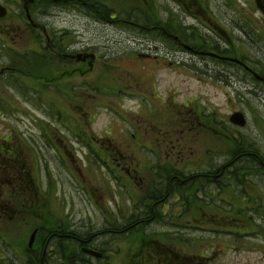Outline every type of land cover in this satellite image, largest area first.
Returning a JSON list of instances; mask_svg holds the SVG:
<instances>
[{"label":"rangeland","instance_id":"1","mask_svg":"<svg viewBox=\"0 0 264 264\" xmlns=\"http://www.w3.org/2000/svg\"><path fill=\"white\" fill-rule=\"evenodd\" d=\"M25 1L0 0L7 8L0 19V148H12V156L41 186L37 183L39 195L33 185L22 193L34 200L28 209L13 218L0 216V264L38 263L26 258L27 240L36 227L64 231L76 222L94 224L99 220L94 212L109 209L114 200L128 215L139 194L136 162L151 176L162 172L164 160L149 171L142 159L175 155L177 150L171 154L170 149L178 142L185 159L175 168L183 167L188 176L218 174L213 180L194 178L184 220L197 226L203 217L206 229L237 227L243 233L237 247L220 242L216 264H264V103L257 98L241 102L227 84L201 73V61L171 48L178 39L172 24L193 21L180 11L183 6L160 0L167 7L156 16L153 0H90L115 12L113 19H104L71 5L33 2L29 13L35 23L47 25L48 42L41 30L25 32L21 25ZM200 1L226 24L236 8L243 11L235 0ZM137 8L147 14L137 16ZM163 29L172 32L165 35ZM192 31L197 32L182 36L198 44V30ZM53 41L60 42V57L40 47ZM7 46L20 53L40 51H29L40 59L22 58ZM86 47L95 55L91 66L65 58ZM148 53L157 57L148 58ZM168 58L180 61L170 68L163 63ZM232 108L247 112L245 128L229 122ZM22 177L17 179L28 189ZM21 199L14 190L12 205ZM246 231L255 233L250 241ZM196 232L190 229V238L195 240ZM211 243L207 240L205 247Z\"/></svg>","mask_w":264,"mask_h":264},{"label":"flooded vegetation","instance_id":"2","mask_svg":"<svg viewBox=\"0 0 264 264\" xmlns=\"http://www.w3.org/2000/svg\"><path fill=\"white\" fill-rule=\"evenodd\" d=\"M175 1L183 6V9L185 7L188 15L198 21L196 26L184 23V30L187 33H196L197 31L192 30L194 27L197 28L199 43L182 53H188L191 61L193 58L201 61L202 74H210L213 82L227 84L228 90L234 91L241 102L257 98L264 103V13L257 6L258 2L264 6V0H235L243 7L241 8L243 11L236 8L229 24L211 8L202 5L200 0ZM196 5L199 9L197 8L194 13ZM166 7L162 12H165ZM21 25L25 32L29 31L30 23L26 15L25 19L22 18ZM142 27L148 29L144 25ZM162 31L165 35L171 32L167 29ZM176 41L178 46H181V41L179 39ZM207 42L212 45H207ZM165 49L170 51L168 48ZM49 50L60 57L58 48L49 46ZM208 52L216 56L206 54ZM80 53L78 58L85 63L87 51ZM88 64L90 66L91 62ZM171 65L169 62L168 66ZM227 95L231 98L229 92ZM235 111L247 114L241 108H232L229 112ZM162 131L160 130V134ZM140 146L143 147L145 144ZM170 152L171 154L174 152L175 155L142 159V163L148 165L149 171L154 170L151 165L159 164L160 160L167 164L162 172H153V176L144 173L141 163L136 162V180L138 178L140 180L136 182V189L139 194L132 200L128 215L124 214L119 201L114 200L109 209L106 207L105 210L98 209L94 212L99 217L94 224L92 221L76 222L68 230L63 229L64 231L61 228L37 227L36 239L26 258L38 261L35 264H53V261L54 264L58 262V264H216V255L220 250L219 229H216L219 247L213 244L205 248V237L202 234L206 228L201 224H205L206 221L201 217V223L195 227L199 235L197 243L194 240L190 241L188 232L194 226L189 225L188 220L184 219L187 218L189 211L188 200L191 196L189 192L194 193L193 188H190L193 176L178 172V169L182 170L183 167H174L182 164L185 159L180 157L182 144L178 142L172 145ZM118 168L124 170L119 164ZM125 171L134 179L130 169ZM201 175L211 180L218 177V174ZM150 177L152 179H148ZM176 213L178 214L175 215ZM93 216L88 214L89 219H93ZM209 234L215 242V231H209ZM38 235L40 238L37 239ZM194 246H197L196 249H193Z\"/></svg>","mask_w":264,"mask_h":264},{"label":"water","instance_id":"3","mask_svg":"<svg viewBox=\"0 0 264 264\" xmlns=\"http://www.w3.org/2000/svg\"><path fill=\"white\" fill-rule=\"evenodd\" d=\"M5 13H6L5 8L0 5V15L3 16V15H5ZM230 121L236 125H239V126H243L245 124V118L239 112L232 114L230 116ZM35 234H36V231H34L30 237L29 244H28L29 246H31V244L34 240Z\"/></svg>","mask_w":264,"mask_h":264},{"label":"trees","instance_id":"4","mask_svg":"<svg viewBox=\"0 0 264 264\" xmlns=\"http://www.w3.org/2000/svg\"><path fill=\"white\" fill-rule=\"evenodd\" d=\"M83 1H86V0H83ZM95 4V6H97V7H101L100 5V2H94ZM100 12L101 13H99L100 15H102V18H104V19H108L109 18V12L106 10V11H103V9H100ZM0 165H2V163L0 162ZM3 166V165H2ZM5 167V166H4ZM23 169H25V167H22ZM6 169H7V171L6 172H11L12 174H15V173H19V171H17V169L13 166V165H10V167L9 166H7L6 167ZM6 172H0V175H1V173H3L4 175H6L5 173ZM25 174H27L28 175V177H29V179H30V176H29V174H28V172H26ZM10 181H12L13 180V178H8ZM4 202L3 201H1L0 200V204H3ZM39 260V259H38Z\"/></svg>","mask_w":264,"mask_h":264}]
</instances>
